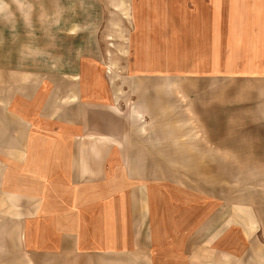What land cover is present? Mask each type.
I'll return each instance as SVG.
<instances>
[{
	"label": "rangeland",
	"instance_id": "1",
	"mask_svg": "<svg viewBox=\"0 0 264 264\" xmlns=\"http://www.w3.org/2000/svg\"><path fill=\"white\" fill-rule=\"evenodd\" d=\"M163 9L165 40L132 36L135 13ZM89 60L121 88L139 152L123 178L226 219L249 236L234 264H264V0H0V73Z\"/></svg>",
	"mask_w": 264,
	"mask_h": 264
},
{
	"label": "crops",
	"instance_id": "2",
	"mask_svg": "<svg viewBox=\"0 0 264 264\" xmlns=\"http://www.w3.org/2000/svg\"><path fill=\"white\" fill-rule=\"evenodd\" d=\"M134 17L132 36L161 28L165 40L164 9L161 21ZM92 61L0 73V264H234L244 231L123 178L122 161L139 152L121 88Z\"/></svg>",
	"mask_w": 264,
	"mask_h": 264
}]
</instances>
